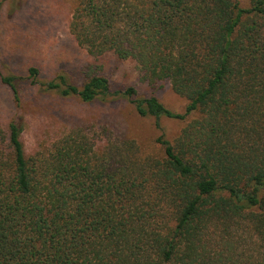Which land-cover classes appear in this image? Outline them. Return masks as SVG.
I'll use <instances>...</instances> for the list:
<instances>
[{
	"label": "trees",
	"instance_id": "obj_1",
	"mask_svg": "<svg viewBox=\"0 0 264 264\" xmlns=\"http://www.w3.org/2000/svg\"><path fill=\"white\" fill-rule=\"evenodd\" d=\"M74 3L80 46L135 60L185 109L113 91L93 67L81 86L63 74L39 86L84 104L127 98L159 130L188 122L153 154L83 125L28 152L20 116L0 119V264H264V0ZM22 78L0 71L17 106Z\"/></svg>",
	"mask_w": 264,
	"mask_h": 264
},
{
	"label": "rangeland",
	"instance_id": "obj_2",
	"mask_svg": "<svg viewBox=\"0 0 264 264\" xmlns=\"http://www.w3.org/2000/svg\"><path fill=\"white\" fill-rule=\"evenodd\" d=\"M74 5V0H0V71L23 77L18 106L12 91L0 81L1 121L20 116L28 152L44 139L83 125L97 133L109 129L116 137L135 139L148 153L160 154L158 135L174 141L188 121L163 117L159 130L155 118L140 116L127 98L114 96L84 104L75 96L62 97L39 86L40 80L48 82L60 74L81 86L93 67L92 72L111 80L113 91L133 86L138 96L155 95L173 110L185 109L187 100L168 81H145L135 60L113 53L94 57L80 46L69 29ZM32 66L40 70L36 83L29 78Z\"/></svg>",
	"mask_w": 264,
	"mask_h": 264
}]
</instances>
